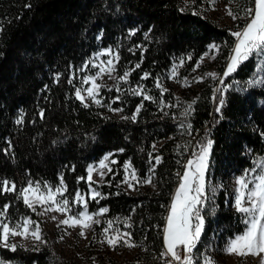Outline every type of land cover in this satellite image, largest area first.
Instances as JSON below:
<instances>
[{"label":"trees","instance_id":"1","mask_svg":"<svg viewBox=\"0 0 264 264\" xmlns=\"http://www.w3.org/2000/svg\"><path fill=\"white\" fill-rule=\"evenodd\" d=\"M228 1L244 15L253 4ZM207 5L208 0H0V180L15 182L20 189L29 181L59 186L63 177L64 197L72 202L77 190L88 191V165L112 152L116 163H111L104 182L95 185L101 196L87 205L90 210L105 206L108 217L130 218L137 250L129 259L102 264H164L160 253L166 211L189 150L177 145L183 128L171 113L166 115L154 85L173 61L185 58L191 66L213 43L221 46L222 68L235 38L229 26L207 12ZM245 21L240 20L238 27ZM132 29L137 31L129 37ZM107 47L119 54L118 74L135 69L128 78L150 87L152 100L124 92L113 103L122 111L113 115L92 104L84 107L76 99L83 74L79 69L94 52ZM145 72L150 76L141 80ZM251 79H264V58L252 56L224 78L231 87L224 91L220 113L215 111L219 100L213 99L214 82L202 84L187 117L192 128L186 131L195 137V149L207 139L213 141L198 255H207L210 247L221 253L246 226L244 215L231 208L229 198L232 179L264 157V85L249 86ZM141 103L135 122L122 119L131 117ZM21 110L23 123L17 124ZM156 155L162 158L159 164L153 159ZM126 161L142 179L155 165L151 172L155 189L128 192L121 183ZM6 203L10 222L33 217L18 192L0 193V208ZM33 249L0 247V264H63L48 246Z\"/></svg>","mask_w":264,"mask_h":264},{"label":"snow or ice","instance_id":"2","mask_svg":"<svg viewBox=\"0 0 264 264\" xmlns=\"http://www.w3.org/2000/svg\"><path fill=\"white\" fill-rule=\"evenodd\" d=\"M210 5L215 4V0H208ZM30 7V5H26ZM227 13L233 20L238 19V16L233 13L231 8H227ZM245 15L250 17L248 22L239 31L231 32V35L235 38V43L230 51L227 59L226 69L222 76H219L214 72L206 73L203 77H196V82H201L205 77H211L213 79H219L223 89H213V99H218L219 104L215 111L221 112V109L225 103L224 91L231 87V85L224 83V78L237 71V68L245 61H248L253 55L264 58V0H254V7L245 9ZM136 29L129 31V37L135 35ZM151 31V29H149ZM148 37V33H145V38ZM99 39V37H98ZM139 47V46H137ZM220 45L215 43L208 46L209 52H206L201 61L210 52H219ZM131 51V50H130ZM107 55L110 58L106 61H101L100 64H96L93 61H85L84 66L79 71H85L89 64L93 68H98L95 75H85L82 77V83L88 84L87 88H76V99L88 107V103L85 102L86 97L92 103L102 105V101L98 99L100 89L104 85L97 83V79L107 75L109 78L113 77L116 63L120 57L118 53L113 52L111 48L103 49L101 52L95 54L96 58ZM213 59L215 56L213 55ZM189 59L191 57L189 56ZM142 62V60H141ZM184 61L181 59L180 64L183 65ZM200 66V62H197L196 67ZM136 68L140 67V64H136ZM177 65H173L169 79H175L177 76ZM195 70V69H194ZM135 69L126 70L123 75L115 77L117 80L116 90L119 92L120 88L118 83L120 81L127 82L131 72ZM150 76V73L145 72L141 76V80H146ZM56 80H59V74L56 75ZM70 84L73 80L70 78L68 81ZM249 86L264 85V79H251L247 82ZM156 88L160 90L161 96L168 90L163 87L162 81L159 77L156 79ZM181 86H187V81L182 83ZM47 87V86H45ZM111 90V89H110ZM132 95L142 96L143 100H152L153 97L148 95L144 90L143 84H138L135 88L129 90ZM86 93L85 95L82 94ZM220 95L217 97L216 93ZM120 96H116L115 99L108 103L106 106L110 111L121 112L122 109L112 108V103L119 100ZM163 103V101H161ZM196 100L187 104L183 116L187 117L192 114L193 104ZM104 106V105H102ZM143 104L137 106L136 111L131 117H122V119H131L136 121L138 113L141 111ZM167 115V113H166ZM40 116L43 118L44 112L40 111ZM19 119L16 120L17 124L23 123V110H21ZM183 128L184 125L182 124ZM191 130L192 125L189 123L186 126ZM213 141L207 139L206 143L200 144L199 151L193 152L191 158H189L184 165L183 174L180 175L179 185L176 188L171 202L168 205V215L165 218V225L163 228V241L164 251L160 253L164 264H201L200 257L203 258V264H215L212 257L199 253L198 244L201 241L202 234L204 232L205 217L201 215L202 208L205 204L207 197L205 196L206 182L205 172L209 168V154L212 148ZM11 147V145H9ZM155 149V145H153ZM7 151V150H6ZM119 151H123L120 149ZM112 153L106 154L97 165L89 164L87 167V180L90 184L94 183L93 173L98 172L101 180L105 176L104 169L111 171L108 165L109 157ZM152 157V153H149ZM155 164L161 162V157L156 155L153 157ZM112 164L116 161L112 160ZM255 166L251 169H246L244 174L236 178V189L234 198V207L238 213H241L245 217V228L242 233L235 235L229 239L226 243L224 251L229 255H235L237 257L247 256H259L260 264H264V157L258 158L254 162ZM125 170L124 180L121 183L126 184L129 189L134 188L135 181L137 184H151L153 181V175H147L141 179L137 171L132 167L131 162L126 161L123 165ZM155 165L150 168V172H154ZM99 170V171H98ZM251 176V179H249ZM78 179H83L78 178ZM67 191L64 185L63 177L60 179V185L53 188L52 186L40 182L29 181L26 186L17 189L15 182L7 179L0 180V193L18 192V198L23 200L24 205L36 212V206L43 208L42 212L38 215H44L49 211H55L65 213L66 218L60 221L61 225H67L69 227H79L80 235L85 236L86 230L92 228L94 224H100L99 219H95L96 216H101L108 212L107 208H100L97 213H89L87 211V201L85 196L81 194L79 190L76 191L72 203L83 205V211H79L72 215H67L71 211L70 201L64 198V192ZM101 193L90 190V199L96 200L100 197ZM10 205L4 204L0 208V247L16 251L19 247H25L23 243H14L12 238L19 237L22 240H31L34 243L43 244L46 243L40 224L33 221L30 217H22L19 221L10 222L8 217ZM55 220V216L52 217ZM128 219L125 218L124 223L127 227H131L127 223ZM107 227L103 228L101 235L103 239L101 243H106L110 248H116L119 245H123L128 248L136 247L137 245L132 241L130 232H122L119 228L113 226V221L106 222ZM62 239V238H61ZM33 250L38 251L36 247Z\"/></svg>","mask_w":264,"mask_h":264},{"label":"rangeland","instance_id":"3","mask_svg":"<svg viewBox=\"0 0 264 264\" xmlns=\"http://www.w3.org/2000/svg\"><path fill=\"white\" fill-rule=\"evenodd\" d=\"M207 7V12L214 17L221 25H226L231 28L233 31H239L241 30L244 25L248 22L250 17L247 15L245 16L243 13H238L236 10H234L228 0H215L214 5H210L208 2ZM254 7V0L253 4L250 8ZM227 8H231L234 14L238 16V19L233 20L231 16L228 15L227 13ZM246 19L245 24L239 28V21L242 19ZM234 45V44H233ZM109 48V47H107ZM107 48H101L94 52L90 59L96 64H100V62L106 61L110 57L107 55L100 56L99 58H96L95 54L98 52H101L103 49ZM113 52L117 53V51L113 48H111ZM232 49V48H231ZM231 51V50H230ZM206 52H209V48L206 49V51L199 57V59L193 64L189 65L188 59L185 58H179L178 60L173 61L172 65L169 67V69L165 72V74L160 78L162 81V85L164 88H166L168 91L163 94L161 97L163 103H160L163 106V109L166 113H171L172 118L176 122H180V126L183 124V131H180L177 137V145L180 148L187 149L189 150V153L185 156L182 162V169L178 172V183L174 186L172 193H171V198L176 190V188L179 185L180 182V175L183 174L184 170V165L186 164L187 160L191 158L193 152H198V149H195V144H194V139L195 137H190L188 135L187 130V117L183 116L182 113L184 112L185 108L187 107V104L193 101L195 98V94L197 91L200 89L202 84L205 82L212 83L214 82L215 84V89L220 88V82L219 79H213L211 77H205L201 82H196L195 78L196 77H203L205 76L206 73L209 72H214L219 76H222L223 72L226 69L227 65V59L225 60L222 68L220 69L221 66V58L219 57V52H210L209 56L205 57L203 61H201V57L204 56ZM230 54V53H229ZM213 55L215 58L213 59ZM229 56V55H228ZM253 57H257L253 55ZM181 59H183L184 63L183 65L180 64ZM258 59V58H257ZM88 60V61H89ZM197 62H200V66L197 68L196 64ZM173 65H177V76L175 79H169V75L171 74V70ZM195 69V70H194ZM98 71V68H93L91 64L88 65L87 69L83 71L82 77L85 75H95V73ZM113 77H118L120 74H118L116 67L115 71L113 72ZM123 75V74H122ZM82 77H81V82L79 84V88H87L89 87L88 84H83L82 83ZM114 78H109L107 75L102 76V78L97 79V83H100L104 85L100 89L98 99L102 101V105H97L95 103H92L90 100L87 99L86 93H83L85 95L86 100L85 102L88 104L95 105L97 107L103 108V110L107 111L108 113H111L113 115H119L120 112H113L110 111L109 108L106 106L108 103L112 102L116 96L123 94L124 92L130 94L131 92L129 91L132 88H135L138 84H143L141 83H132L129 78L127 82L120 81L118 83V86L120 88V91L118 92L116 90L117 86V80ZM187 81V86H181L183 82ZM156 83V82H155ZM155 86V85H154ZM77 87V88H78ZM156 87V86H155ZM111 89V90H110ZM159 90L158 88H156ZM144 90L147 92H150V87L144 86ZM160 92V90H159ZM116 96L110 97L111 94H115ZM149 95V94H148ZM161 95V94H160ZM112 108H117L114 107L112 103ZM120 109V108H119ZM182 128V127H181ZM189 140L191 141L190 145H186L189 143ZM207 140H205L203 143H206ZM161 144L160 142H156L155 149ZM189 146V147H188ZM182 150V149H181ZM112 153V152H106L104 153L100 159H98L95 162H92L90 164L92 165H97L99 160H101L106 154ZM113 154V153H112ZM116 160L113 155L109 157V161L107 162L109 165V168L111 169V161ZM255 164L251 168H253ZM249 168V169H251ZM124 170V167H123ZM99 171V170H98ZM105 173L107 174L109 171L108 169H104ZM245 172V171H244ZM244 172L241 174L243 175ZM105 174V175H106ZM115 174V173H113ZM88 175V173H87ZM148 175H153L151 172ZM239 175V176H241ZM124 176H125V170H124ZM237 176V177H239ZM105 177V176H104ZM154 177V175H153ZM232 179V189L230 193V206L232 209H235L234 207V198H235V189L237 187L236 185V178ZM87 179V176H86ZM142 179V178H141ZM249 179H251V176H249ZM104 180V178H103ZM103 180L100 179L98 172L93 173V181H95V184H91V189H94L95 191H99L98 188H96V184H100L104 182ZM124 180V178H123ZM122 180V181H123ZM88 182V180H87ZM205 182H206V172H205ZM134 184V188L129 189L126 184H123V187L131 193H135L138 191H145V190H153L155 189V183H154V178L151 184H137L135 181L132 182ZM55 188L54 186H52ZM211 189H209L210 194L214 191L213 187L210 186ZM90 184L88 182V191L85 193H82L85 196L86 201H91L90 199ZM205 196L207 197V193L205 191ZM65 198V197H64ZM98 198V197H97ZM208 199V198H207ZM207 199L205 200V204L207 202ZM96 201V200H93ZM171 202V199H170ZM169 202V204H170ZM168 204V205H169ZM204 204V205H205ZM100 208H106L105 206L95 208L93 210H90L87 205V211L89 213H97ZM70 209L71 211L67 213V215H72L75 214L79 211L85 210L83 205L81 204H76L70 202ZM203 210V208H202ZM30 211L33 214V217H30L33 221L37 222L40 224V227L43 232L44 239L46 243L39 244V243H34L31 240H22L19 237L12 238V242L14 243H23L25 247L23 248H42L43 246H48L50 248L54 255L58 258L57 262L61 261L63 264H102L103 262L108 261L109 259H115V260H125L131 258L134 253L137 250V246L133 248H128L123 246L122 244L117 246L116 248H110L107 246L106 243H101L100 241L103 239L101 232L103 228L107 227V221L111 220L113 221V226L116 228H119L122 232H129V227H127L124 223L125 218L128 217H108L106 213H104L101 216H96L95 219H99L101 222L100 224H94L91 229L86 230L85 236L80 235V229L79 227H69L67 225H61L60 221L66 218L65 213H60V212H55V211H49L45 213L44 215H38L39 212L43 211V208L40 206H36V212H33L31 209ZM168 215V208L166 211V216ZM201 215L202 211H201ZM55 216V220L52 219V217ZM165 216V218H166ZM28 217V216H26ZM166 222V221H165ZM129 224V219L127 221ZM165 225V223H164ZM62 238V239H61ZM231 239V238H230ZM164 242V241H163ZM227 243V242H226ZM226 243L221 251V253H218L215 248L210 247L209 251L207 253L208 256L212 257L213 260L215 261V264H260V257L259 256H247L244 258L237 257L235 255H229L224 251L226 247ZM61 259V260H60ZM1 264H12V263H6L2 262ZM46 264H53V263H46ZM203 264V263H202Z\"/></svg>","mask_w":264,"mask_h":264},{"label":"built area","instance_id":"4","mask_svg":"<svg viewBox=\"0 0 264 264\" xmlns=\"http://www.w3.org/2000/svg\"><path fill=\"white\" fill-rule=\"evenodd\" d=\"M164 259H166V258H164ZM164 259H163V260H164Z\"/></svg>","mask_w":264,"mask_h":264}]
</instances>
